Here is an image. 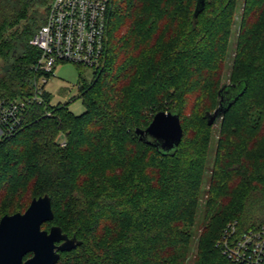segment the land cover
<instances>
[{
    "label": "trees",
    "instance_id": "trees-1",
    "mask_svg": "<svg viewBox=\"0 0 264 264\" xmlns=\"http://www.w3.org/2000/svg\"><path fill=\"white\" fill-rule=\"evenodd\" d=\"M51 1L0 0V102L35 94L31 39ZM197 2L114 0L102 65L90 82L79 73L85 112L52 105L46 82L42 104L2 135L0 219L50 195L43 228L82 241L56 264H240L219 245L226 226L264 224V0H205L195 17ZM227 91L211 159L208 115ZM159 111L181 118L171 152L136 133Z\"/></svg>",
    "mask_w": 264,
    "mask_h": 264
},
{
    "label": "built area",
    "instance_id": "built-area-1",
    "mask_svg": "<svg viewBox=\"0 0 264 264\" xmlns=\"http://www.w3.org/2000/svg\"><path fill=\"white\" fill-rule=\"evenodd\" d=\"M114 0H52L45 23L36 31L31 44L41 54L35 66L41 72L31 98L0 102V138L13 131L24 118L32 103L42 104L47 74L59 62H74L91 67L102 65L106 52L109 17ZM42 82L43 85H39ZM66 145L65 134L59 137ZM222 252L240 264H264V224L241 230L237 221L230 222L219 241Z\"/></svg>",
    "mask_w": 264,
    "mask_h": 264
},
{
    "label": "water",
    "instance_id": "water-1",
    "mask_svg": "<svg viewBox=\"0 0 264 264\" xmlns=\"http://www.w3.org/2000/svg\"><path fill=\"white\" fill-rule=\"evenodd\" d=\"M204 5L205 0H198L195 17ZM234 92L227 91L220 106L208 115L210 125L226 111L224 101L230 103ZM136 133L141 139L171 152L183 137L180 115L172 111H159L149 126L137 128ZM54 218L52 199L48 194L34 198L25 212L4 215L0 219V264H56L62 252L82 243L76 236L70 237L59 225L44 229L43 224Z\"/></svg>",
    "mask_w": 264,
    "mask_h": 264
},
{
    "label": "rangeland",
    "instance_id": "rangeland-1",
    "mask_svg": "<svg viewBox=\"0 0 264 264\" xmlns=\"http://www.w3.org/2000/svg\"><path fill=\"white\" fill-rule=\"evenodd\" d=\"M243 1L244 0H241L240 2L241 5H243ZM238 12L236 14L237 20H239L238 18L241 15V11L238 10ZM238 28H239V25L237 22L236 25L234 26V33L231 39V50L230 51L234 50L233 48L236 43ZM81 71H83L84 76L89 82L93 79L94 70L89 66H85V65L80 66L74 62H59L56 64L53 74L51 75L47 83L45 84V89L50 93V96H51L50 103L52 105L68 103V107L75 114H82L83 112H85V106L83 104V101L81 98L78 97L79 96L78 82L80 79L79 73ZM0 72H1V66H0ZM227 75L228 73L226 74V76ZM38 80L39 79L35 81V85H36V82H38ZM39 85L42 86L43 83L40 82ZM219 126H220V122L217 121L215 125L214 137L210 145V158L211 159H213L215 156V151H216L215 141H216V137L218 136ZM62 133L63 132H60L58 134V138L62 135ZM211 159H210V162H211ZM208 181H209V175H207L206 180L203 185V189H202V194L204 195V198L207 197V190L209 189ZM202 209L203 207L201 206L199 215H201ZM203 225H204V220H202V217H200V220L195 225V229L199 231L203 227ZM51 226L52 224L49 225L48 228L46 227V229L49 230ZM193 254H195V251L193 252ZM192 264H195V262H193Z\"/></svg>",
    "mask_w": 264,
    "mask_h": 264
}]
</instances>
